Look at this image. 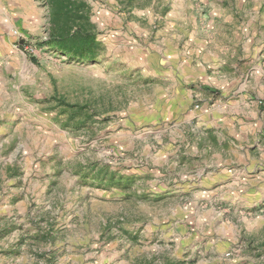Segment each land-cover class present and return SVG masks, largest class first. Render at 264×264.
<instances>
[{
  "label": "rangeland",
  "instance_id": "374dc122",
  "mask_svg": "<svg viewBox=\"0 0 264 264\" xmlns=\"http://www.w3.org/2000/svg\"><path fill=\"white\" fill-rule=\"evenodd\" d=\"M83 1L0 0V264H264V0Z\"/></svg>",
  "mask_w": 264,
  "mask_h": 264
},
{
  "label": "trees",
  "instance_id": "16d2710c",
  "mask_svg": "<svg viewBox=\"0 0 264 264\" xmlns=\"http://www.w3.org/2000/svg\"><path fill=\"white\" fill-rule=\"evenodd\" d=\"M50 8L48 44L71 58L94 61L102 50L92 22V9L83 0H47Z\"/></svg>",
  "mask_w": 264,
  "mask_h": 264
},
{
  "label": "crops",
  "instance_id": "0c3cea01",
  "mask_svg": "<svg viewBox=\"0 0 264 264\" xmlns=\"http://www.w3.org/2000/svg\"><path fill=\"white\" fill-rule=\"evenodd\" d=\"M48 11H49V9H48ZM171 17H173L172 20L174 22V23H172V25H173L172 30H173V37L174 38H178V39L183 38L185 40L187 38V36H188L191 39H193L194 41H199V38H197V36L194 35L193 30H190L189 29V26H188V18H187L186 9H185L184 6H180L177 9V11H174L173 12V16H171ZM191 32H193V33H191ZM0 48H3V50H4V51H2L0 53H6V52H8V50L4 49V48H6L5 43L4 44H0ZM174 75L177 77L175 79H177L179 82H182L183 81L182 73L181 72H178V71L177 72H174ZM175 85H177V83H175ZM178 92H179V90L177 91V95H175V100H177V101H178V99H176V98L178 97V94H179ZM177 104L180 105V106H177L176 109L186 108V105H185L184 102L183 103H178L177 102ZM176 138H179V137L176 136ZM215 181H216V179H215ZM229 181H231V182L234 183V179L233 180L230 179V180H227L225 182H229Z\"/></svg>",
  "mask_w": 264,
  "mask_h": 264
}]
</instances>
